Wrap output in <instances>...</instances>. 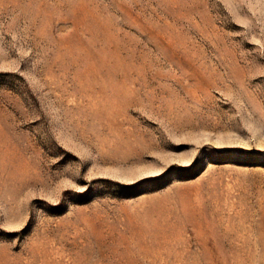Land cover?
<instances>
[{"label": "rangeland", "instance_id": "1", "mask_svg": "<svg viewBox=\"0 0 264 264\" xmlns=\"http://www.w3.org/2000/svg\"><path fill=\"white\" fill-rule=\"evenodd\" d=\"M0 264H264V0H0Z\"/></svg>", "mask_w": 264, "mask_h": 264}]
</instances>
